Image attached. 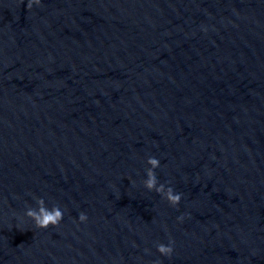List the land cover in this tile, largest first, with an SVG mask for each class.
Masks as SVG:
<instances>
[{
	"label": "water",
	"instance_id": "water-1",
	"mask_svg": "<svg viewBox=\"0 0 264 264\" xmlns=\"http://www.w3.org/2000/svg\"><path fill=\"white\" fill-rule=\"evenodd\" d=\"M28 3L0 0V264H264V0Z\"/></svg>",
	"mask_w": 264,
	"mask_h": 264
},
{
	"label": "clouds",
	"instance_id": "clouds-1",
	"mask_svg": "<svg viewBox=\"0 0 264 264\" xmlns=\"http://www.w3.org/2000/svg\"><path fill=\"white\" fill-rule=\"evenodd\" d=\"M39 3V0H29L27 4V8H31L32 3ZM148 164L150 166L149 173H148V180L146 183V187L149 190L155 189L156 191H163V186L157 187V181L155 176V169L160 166V162L158 159L152 157L148 159ZM167 201L173 205L178 206L181 202V195L178 193H174L172 188L167 190V195L165 197ZM40 204L43 205V199H40ZM27 218L32 220L35 226L39 229L46 230L50 227L58 226L63 220V212L59 207H54L53 209L49 210L47 208L41 207L39 210L29 209L26 212ZM184 219L183 216L179 217V220L182 221ZM87 216L83 213L79 215L80 222H86ZM157 251L161 256L170 257L173 253V247L171 244H159L157 246Z\"/></svg>",
	"mask_w": 264,
	"mask_h": 264
}]
</instances>
